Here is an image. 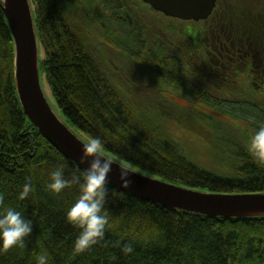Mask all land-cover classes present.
Wrapping results in <instances>:
<instances>
[{"label":"trees","instance_id":"16d2710c","mask_svg":"<svg viewBox=\"0 0 264 264\" xmlns=\"http://www.w3.org/2000/svg\"><path fill=\"white\" fill-rule=\"evenodd\" d=\"M32 5L44 52L40 72L80 137H99L123 164L177 186L264 193V165L247 149L250 134L264 126V0H218L212 15L198 22L166 17L142 0H32ZM165 34L172 40L157 41ZM165 114L207 120L199 123L205 134L190 133L206 138L215 168L199 166L173 144ZM58 164L69 178L83 171L26 118L14 83V44L0 6V211L14 207L33 224L23 247L0 250V264H36L42 251L49 264H264V217L188 214L111 186L104 238L74 252L79 229L67 222L66 210L79 188L72 185L58 195L47 189L48 174ZM25 183L31 190L20 199ZM125 244L132 253L122 251Z\"/></svg>","mask_w":264,"mask_h":264},{"label":"water","instance_id":"95a60500","mask_svg":"<svg viewBox=\"0 0 264 264\" xmlns=\"http://www.w3.org/2000/svg\"><path fill=\"white\" fill-rule=\"evenodd\" d=\"M153 10L167 17L184 21L207 20L218 0H142ZM14 44V83L22 110L31 125L64 158L83 170L87 164H79L83 138L70 128L52 109L41 83L39 60V36L32 0H0ZM183 106H191L185 100L171 98ZM209 114L231 122L222 114L200 107ZM113 159V158H112ZM108 176V186L142 201L168 209L224 220L264 217V193L225 194L213 193L177 186L153 178L133 169L119 160ZM120 167H126L131 185L123 188Z\"/></svg>","mask_w":264,"mask_h":264},{"label":"clouds","instance_id":"9594fccd","mask_svg":"<svg viewBox=\"0 0 264 264\" xmlns=\"http://www.w3.org/2000/svg\"><path fill=\"white\" fill-rule=\"evenodd\" d=\"M247 149L257 165H264V126L257 127L248 137ZM115 162L106 153L104 142L99 137H90L83 142L79 164H87L80 173H73L70 178L65 175L63 164L56 165L49 172L47 189L53 194H60L72 185H77L79 195L75 202L66 210V220L79 229L73 242L74 252H83L96 245L105 236L109 225L107 195L109 191L108 176ZM120 181L123 188L131 185L130 171L120 167ZM31 190L25 183L19 198L24 199ZM0 194V204L3 203ZM33 231L32 221L25 218L21 211L6 206L0 211V250L7 251L14 247H23L25 238ZM125 254L133 252L131 244L122 248ZM36 264H49L47 252H40L35 257Z\"/></svg>","mask_w":264,"mask_h":264},{"label":"rangeland","instance_id":"374dc122","mask_svg":"<svg viewBox=\"0 0 264 264\" xmlns=\"http://www.w3.org/2000/svg\"><path fill=\"white\" fill-rule=\"evenodd\" d=\"M247 3L253 7H255L257 5L253 2H250V1ZM33 10H34V8H33ZM161 33H163V32H161ZM160 38L162 39L163 43L164 42L166 43L169 40H172L168 34H165L162 36L159 35L158 39H157V37H155L153 39H157V41H160ZM147 47L148 46L145 43V45H143V47H142V50L147 48ZM110 54L111 53H109V51L107 50V56ZM108 57L112 58V56H108ZM43 58H44V52L40 47L39 48V60H41ZM40 77H41V83H42L43 91H44L48 101L50 102L52 109L55 111V113L58 115V117L61 118L65 122L60 111L56 107V104L52 98L51 92H50V90L47 86V83L45 81L44 75L41 74V72H40ZM247 100H251V99H247ZM176 109L179 110L180 112L184 113V114H186V112H187V110L179 109L178 107H176ZM183 115L182 114H175V116L178 118L173 119L171 116H167L165 114L166 120L164 123V126H165L164 128H165L166 134L168 135L167 137L172 140L173 144L177 143L184 150L186 155L188 157H190V159L193 162H195L196 164H198L199 166L206 167L207 169L215 168V164H213L211 158H209V156H210V153L208 152L209 151V145L207 143L206 138L202 137V136L197 137L196 135L190 133L191 131H193L194 133L197 132L199 134H205L204 129L201 128L199 123H203V125H205V124H207L206 123L207 120L202 119V120L196 121L195 119L198 118L197 114H195L192 117H188V118H186V116H183ZM175 120H179V123L176 122ZM67 125L70 127L69 124H67ZM83 140L85 141L86 138H83ZM106 153L111 158L118 160L115 156L110 155L107 151H106ZM211 157H212V153H211ZM144 173H146L150 177L159 178L158 176L149 174L147 172H144Z\"/></svg>","mask_w":264,"mask_h":264},{"label":"flooded vegetation","instance_id":"af4514ba","mask_svg":"<svg viewBox=\"0 0 264 264\" xmlns=\"http://www.w3.org/2000/svg\"><path fill=\"white\" fill-rule=\"evenodd\" d=\"M216 8V7H215ZM215 10V9H214ZM167 17V16H166ZM171 18V17H170ZM173 19H175V18H173ZM178 20H180V19H178ZM170 97H174V96H170Z\"/></svg>","mask_w":264,"mask_h":264}]
</instances>
